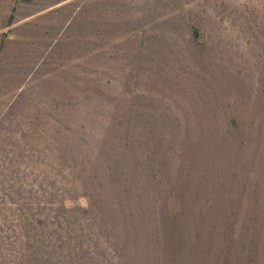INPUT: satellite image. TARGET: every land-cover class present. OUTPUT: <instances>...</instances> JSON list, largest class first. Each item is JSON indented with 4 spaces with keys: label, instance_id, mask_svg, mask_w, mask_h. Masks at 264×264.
<instances>
[{
    "label": "rangeland",
    "instance_id": "obj_1",
    "mask_svg": "<svg viewBox=\"0 0 264 264\" xmlns=\"http://www.w3.org/2000/svg\"><path fill=\"white\" fill-rule=\"evenodd\" d=\"M0 264H264V0H0Z\"/></svg>",
    "mask_w": 264,
    "mask_h": 264
},
{
    "label": "trees",
    "instance_id": "obj_2",
    "mask_svg": "<svg viewBox=\"0 0 264 264\" xmlns=\"http://www.w3.org/2000/svg\"><path fill=\"white\" fill-rule=\"evenodd\" d=\"M80 196V195H79ZM81 198H83V199H86L87 200V198H88V195L87 194H81ZM71 202H72V197H64L63 199H61V201H60V203H59V205H61L62 206V208H64V209H66V207H68L69 205H71ZM39 222V220L36 218L35 220H34V222H32L31 223V221H30V219H29V222H28V228H31L32 226L33 227H36V224ZM34 224H35V226H34ZM30 252H31V254H30ZM35 255L36 254H34V257H35ZM32 256V250H30V248H28V251H27V255H25L24 257H25V259H30V258H34V257H31ZM37 256V255H36Z\"/></svg>",
    "mask_w": 264,
    "mask_h": 264
}]
</instances>
